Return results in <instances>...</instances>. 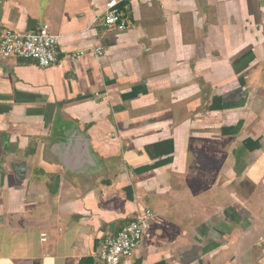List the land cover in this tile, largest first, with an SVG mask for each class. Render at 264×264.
I'll use <instances>...</instances> for the list:
<instances>
[{
    "label": "crops",
    "instance_id": "1",
    "mask_svg": "<svg viewBox=\"0 0 264 264\" xmlns=\"http://www.w3.org/2000/svg\"><path fill=\"white\" fill-rule=\"evenodd\" d=\"M108 1L0 0L59 54L0 58V264H98L145 211L121 264H264V0Z\"/></svg>",
    "mask_w": 264,
    "mask_h": 264
},
{
    "label": "built area",
    "instance_id": "2",
    "mask_svg": "<svg viewBox=\"0 0 264 264\" xmlns=\"http://www.w3.org/2000/svg\"><path fill=\"white\" fill-rule=\"evenodd\" d=\"M121 0H109L105 3L101 15L102 23L99 31L124 32L127 30V15L119 7ZM96 56H104L102 48L90 51ZM82 54V53H80ZM58 39L50 34L47 25L34 32L14 33L3 30L0 34V58H21L35 61L41 68H48L58 62ZM153 218L150 211L126 225L115 236L107 237L97 252L98 264H121L124 259L133 255L144 241V230L148 220ZM45 240L42 235L41 241Z\"/></svg>",
    "mask_w": 264,
    "mask_h": 264
},
{
    "label": "trees",
    "instance_id": "3",
    "mask_svg": "<svg viewBox=\"0 0 264 264\" xmlns=\"http://www.w3.org/2000/svg\"><path fill=\"white\" fill-rule=\"evenodd\" d=\"M128 225V224H127Z\"/></svg>",
    "mask_w": 264,
    "mask_h": 264
}]
</instances>
